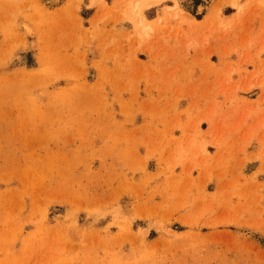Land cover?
<instances>
[{
	"label": "rangeland",
	"instance_id": "rangeland-1",
	"mask_svg": "<svg viewBox=\"0 0 264 264\" xmlns=\"http://www.w3.org/2000/svg\"><path fill=\"white\" fill-rule=\"evenodd\" d=\"M156 1L0 0V264H264V0Z\"/></svg>",
	"mask_w": 264,
	"mask_h": 264
},
{
	"label": "bare ground",
	"instance_id": "bare-ground-1",
	"mask_svg": "<svg viewBox=\"0 0 264 264\" xmlns=\"http://www.w3.org/2000/svg\"><path fill=\"white\" fill-rule=\"evenodd\" d=\"M155 1H156V0H155ZM156 2H158V0H157ZM148 3H151V2H149V0H148Z\"/></svg>",
	"mask_w": 264,
	"mask_h": 264
}]
</instances>
